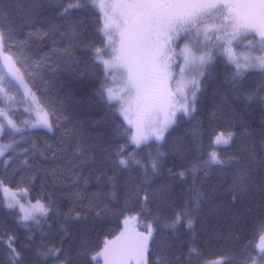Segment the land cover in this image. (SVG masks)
Segmentation results:
<instances>
[{
  "label": "snow or ice",
  "instance_id": "obj_1",
  "mask_svg": "<svg viewBox=\"0 0 264 264\" xmlns=\"http://www.w3.org/2000/svg\"><path fill=\"white\" fill-rule=\"evenodd\" d=\"M3 7L7 10L12 5ZM41 7L31 3L27 12L38 16ZM61 7V24L36 28L25 40H15L17 33L11 23L0 24V105H4L0 106V138H12L10 143L0 144V157L7 156L3 161L7 169L15 162V146L27 140L24 132L54 133L61 120L68 119L62 117V86L46 78L45 70L82 78L99 75L94 94L117 121L114 137L123 143L102 161L86 155L82 148L66 159L67 138L55 145L45 140L38 146L33 141L34 164H28L30 149H21L25 157L22 163L36 169L30 183L43 173L54 180L68 177L72 184L80 186L69 193L67 211L54 206L50 196L44 203L37 199L29 211L17 193L0 179L7 208H20L18 224L29 233L21 243L15 231L0 225V250L7 264H91L98 257H103L104 264H264V116L258 141L254 130L246 128L241 146L227 159L222 153L234 147L237 133L217 131L210 125L207 158L189 170L192 187L183 203L174 199L171 184L156 186L167 157L163 148L181 121L193 124V142L198 149H204L205 129L197 114L204 83L217 63L223 61L232 67L228 79L237 95L250 101L257 97V92L245 90L243 82L248 70L264 73V0H67ZM77 11L96 16L98 41L85 34L86 19L72 18ZM7 16L5 11V19ZM33 39L49 40L52 47L33 59L29 55ZM64 40H68L66 46L58 47ZM245 41L247 47L241 51ZM77 44L86 50L84 56L88 59L74 54ZM21 89L35 112L24 129L7 109L16 99L12 90ZM258 91L264 93V87ZM258 102L264 106V95H259ZM222 111L217 108L210 119H216ZM150 144L156 151L149 152L150 162L144 164L136 150ZM8 149L11 151L6 152ZM184 151L182 146L176 148L181 158ZM137 166L141 169L139 178L131 175ZM214 166L230 172V182L221 186L222 191L216 185L204 190L196 181L198 171L208 176ZM167 171L185 179V171ZM125 173L129 174L127 179ZM93 181L96 190L90 192ZM133 208L135 213L126 215ZM109 216L123 217L124 227L113 238L105 237L102 247L96 250L88 239L94 227L89 222ZM39 217H55L59 232L41 231L37 237L32 225L40 224ZM138 217L145 221L144 231L129 228V221ZM209 219L227 221L228 228H202L203 243L215 240L229 247L232 255L202 258L197 225L203 226ZM249 223L260 233L256 255L248 254L242 244L243 231ZM181 226L191 234L190 239H180ZM54 235L59 236L58 242L52 239ZM150 255L156 259L151 260Z\"/></svg>",
  "mask_w": 264,
  "mask_h": 264
},
{
  "label": "trees",
  "instance_id": "obj_2",
  "mask_svg": "<svg viewBox=\"0 0 264 264\" xmlns=\"http://www.w3.org/2000/svg\"><path fill=\"white\" fill-rule=\"evenodd\" d=\"M31 3H39L42 5L39 10V15L32 17L27 12V7ZM67 0H0V24L11 23L16 29V41L25 40L28 37V33L34 31L36 28H47L50 24H61L63 18L59 15L62 12V5L66 4ZM3 5H12L11 9H5ZM5 11L8 12L7 19H5ZM73 19H86L88 27L85 34L93 40L98 41V35L96 33V16L89 13L85 16L83 11H77L72 13ZM63 30V29H62ZM68 43V40L61 42L58 47H64ZM73 43H76L73 41ZM52 47L51 41L43 40L36 41L31 40L29 43V55L33 59L42 55L45 52H49ZM86 50L77 44L75 49V55L83 59H88L84 56ZM232 70L230 65H227L221 61L217 63L211 76L204 83V90L201 94V100L199 102L198 118L203 121L205 129L204 149L200 150L193 142L191 129L193 124L187 120L180 122L179 126L172 132L168 138L167 144L164 146L163 151L167 153L165 167L162 170L163 175L160 180L157 181L156 186L160 183L171 184L172 194L176 202L183 203L184 198L190 193L192 187L193 175L189 171L194 163L207 158V144H208V132L211 130L210 125L215 126L217 131L229 130L237 133L235 145L232 149H226L222 155L227 159L233 155L236 150L241 146L244 139L243 133L247 128L249 131H253L256 134L257 141L259 136V125L264 116L262 113V106L259 101V89L264 87V73L257 70H249L246 73V79L244 80L245 90H251L257 92L258 95L253 100H247L243 95H237L233 90L232 84L228 79V74ZM5 71V69H4ZM44 75L48 79L54 80L58 85L62 86L60 92L61 97L64 100V111L62 117L66 116L68 119L61 120L60 127L51 132H24L23 135L27 137L26 141H20L16 145V151L12 153L15 162L10 163L7 167L3 161L7 156L0 157V179L4 180L5 184L14 190L27 189L26 194L31 202H36L40 199L44 203L50 196L53 205H59L61 211H67L69 207V193L80 185H74L68 177H64L63 180H54L51 176H45L43 173H39L33 183L29 180L35 172V166L29 168L23 164L24 154L21 152L22 148H29L28 164H34L36 159L31 155V143L34 141L38 146H42L44 141L57 144L61 139H66V147L68 156L71 158V153L77 148H82L86 155L95 156L97 161H102L109 152H114L116 145L123 143V140L114 137V127L117 121L111 117L107 112V109L103 103L99 102L98 97L95 96V89L99 86L100 76L95 77H80L79 75L70 74L68 72L61 71L58 74H53L51 71L45 70ZM12 95L16 99L7 105V109L10 110L13 119H15L21 129L25 128V122L30 121L33 115L28 111L29 104L24 98L22 92H16L12 90ZM4 106V105H0ZM222 108V114L218 113L216 119H210V114ZM11 137L4 136L0 138V144H8L11 141ZM19 140V136L16 137ZM182 146L185 151L181 158L176 148ZM131 151V147L128 149ZM8 149L6 152H10ZM137 151V158L141 159L144 164H149V152L153 154L156 151L155 145L143 146ZM259 151L257 147V152ZM55 163H62V161H56ZM53 164V162H50ZM54 166V164H53ZM90 167V166H89ZM168 168H172L173 172L185 171V179H181L178 176H172L167 171ZM111 174V173H109ZM87 175V172L85 173ZM128 173H125L124 178L127 179ZM131 175L137 178L141 175V169L137 166ZM230 172L226 169L219 167H213L208 176H205L203 171L196 173V181L199 186L204 190H207L210 186L216 185L218 190H223L221 186H226L230 182ZM95 182L89 186V191H95ZM227 199V197H225ZM87 201H84L86 203ZM138 207V206H136ZM87 212V209H82ZM135 208L130 210L126 215H133ZM20 215L18 210L9 209L4 205V201L0 191V225L6 224L10 230L15 231L21 243L24 242L25 237L29 235L26 229L18 224L17 217ZM40 218V224H33V230L36 236H40V232L52 231L53 233L59 232V223L55 217L50 219ZM123 217L117 219L116 217H105L104 220L90 221L91 227L94 223L92 230L88 232V239L90 245L96 250L102 247V242L105 237L111 239L119 234L122 229ZM137 229L144 231L143 224L144 219L138 217L136 220ZM227 221L221 220L219 223L215 219H209L203 226L197 225V244L201 247L203 252V259L213 260L221 255H232V250L215 240L204 244L201 237L203 236L202 228L206 227L209 231H227ZM51 224V229H49ZM88 231V229H85ZM190 233L183 226L180 227V239H190ZM242 240L243 246L247 249L248 254L256 255V244L260 238V233L257 231L254 224L249 223L245 226L243 231ZM52 239L58 242L59 236L54 235ZM151 260H155V255H150ZM239 258V257H237ZM34 261L35 257H31ZM98 260V259H97ZM97 260H92L91 264H97ZM0 264H7V258L2 250H0ZM99 264V260H98Z\"/></svg>",
  "mask_w": 264,
  "mask_h": 264
},
{
  "label": "rangeland",
  "instance_id": "obj_3",
  "mask_svg": "<svg viewBox=\"0 0 264 264\" xmlns=\"http://www.w3.org/2000/svg\"><path fill=\"white\" fill-rule=\"evenodd\" d=\"M245 47H247V41L243 42V43L240 45V50L242 51ZM257 54H259V53L257 52ZM254 70L260 71L259 69H254ZM5 71H7V69H5ZM248 71H249V70H248ZM21 92H22V94H23V89H21ZM23 96H24V94H23ZM24 98H25V99L27 100V102H28V98L25 97V96H24ZM28 104H29V103H28ZM28 111L31 112V114H32L33 116L35 115V112L32 111V110L30 109V106H29ZM12 190L15 191V192L17 193V198H18V200L20 201V203L24 204V206H25V210L32 211V210H33V209H32V206L35 205L36 202H31V201H29V199H28L27 194H26L25 191H22V190H14V189H12ZM0 191H1V195H2L3 201H4V205L6 206L5 199H4V193H3L2 190H0ZM6 207H7V206H6ZM13 209L18 210V212L20 213V215L22 214V213H21V210H20V208H19L18 206L15 207V208H13ZM35 211H36V213L38 214L39 209L36 208ZM123 227H124V225L122 224V228H123ZM129 228H130V229L135 228L137 231H139V230L137 229V222H136L135 220H130V221H129ZM259 244H260V238H259V240H258V242H257V244H256V251H257V253H258V251H259V247H258ZM97 259L99 260V264H104L103 257H98Z\"/></svg>",
  "mask_w": 264,
  "mask_h": 264
}]
</instances>
